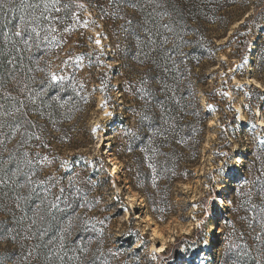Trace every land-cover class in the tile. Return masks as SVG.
<instances>
[{"label": "rangeland", "instance_id": "374dc122", "mask_svg": "<svg viewBox=\"0 0 264 264\" xmlns=\"http://www.w3.org/2000/svg\"><path fill=\"white\" fill-rule=\"evenodd\" d=\"M28 2L0 12V264H264V0H182V29Z\"/></svg>", "mask_w": 264, "mask_h": 264}, {"label": "snow or ice", "instance_id": "6c2138e0", "mask_svg": "<svg viewBox=\"0 0 264 264\" xmlns=\"http://www.w3.org/2000/svg\"><path fill=\"white\" fill-rule=\"evenodd\" d=\"M51 2V7L56 11L59 12L61 9L58 6L61 2V0H50ZM15 3V0H0V12H3L9 4ZM109 3L113 6H115L117 9H121L125 6L127 7H131L133 9H137V4L135 2H131V0H109ZM20 6L22 8L28 9V8H36L39 5L36 3H29L28 0H20ZM80 7H83V5H79ZM65 7H68V5H65ZM48 8V3H45V9L47 10ZM75 15V14H73ZM120 19H124L123 16H119ZM21 19V24L18 26L19 29H24V18L23 16L20 17ZM45 19H47V17H45ZM30 23V22H29ZM133 24V21L131 19L127 20V25L131 26ZM24 31H27L26 29H24ZM125 32H130V27L129 28H125ZM32 33H35L36 37H39V32H36L35 28L32 29ZM24 34L23 31L21 30H16L14 32V35L17 37H21ZM32 36L31 34H29V39H31ZM133 39L136 41L137 44H139V36L138 35H133ZM165 40H167V38H165ZM25 43L27 44V40L25 41ZM96 43L99 45L100 44V40L97 39ZM53 80H56L57 78L55 76L52 77ZM143 82V81H142ZM5 115H11V113H6ZM147 120L146 116H142L141 117V124H143V121ZM2 125H0V129H2ZM254 127V125H253ZM129 135L135 136L136 133H128ZM37 139H39V137H37ZM0 143H3V141H0ZM264 143V142H262ZM6 161H0V163H5ZM0 171H3V169H0ZM16 172H19V169L16 170ZM16 172L12 173V176L16 175ZM5 176H8V172L5 171ZM9 179H11V177H9ZM8 181L0 178V186H3L4 184H6ZM63 191V189L61 190ZM262 195H264V193H262ZM16 207H19V205L17 204ZM53 207H55V205H53ZM0 228L3 229V231H0V241L3 240H12L14 242L15 237L9 235V233L12 231V229L7 228L4 224V222H0ZM162 250V249H161ZM29 255H31V253H29ZM152 259H156L155 256L152 257Z\"/></svg>", "mask_w": 264, "mask_h": 264}, {"label": "trees", "instance_id": "16d2710c", "mask_svg": "<svg viewBox=\"0 0 264 264\" xmlns=\"http://www.w3.org/2000/svg\"><path fill=\"white\" fill-rule=\"evenodd\" d=\"M181 1L182 0H158V4L160 5V7L162 6V7L166 8V9H162V10L167 14V17L173 18V19H171L173 22V26L180 28V29H182V28L179 26L186 24V21H188V18H190L189 17L190 15L187 14L188 13L187 10L189 8L186 7ZM197 13H198V11L193 12V14H197ZM160 19L161 18H159V21H160ZM193 20H199L198 16L195 15L194 17H192V19H190L187 22V24H189V22L193 21ZM159 21H157V22H159ZM168 24H171V26H172L171 22H169ZM246 26H247V24H244L243 28ZM156 32H157L156 33L157 36L159 37V40L164 39L165 30H162V27L157 28ZM123 92H125V91H123ZM185 96H187V97H185V99H183V101L187 102V100L189 101V99L191 98L192 93H187ZM150 98H152V102L159 108V110H161L162 108L165 107L166 100L164 99L163 95H161V94L156 95V94L151 93ZM124 123H126L125 119L122 118V120H120V116H119L118 117V126L123 127ZM11 164L14 165L13 162H11ZM253 262H256V260H253Z\"/></svg>", "mask_w": 264, "mask_h": 264}, {"label": "bare ground", "instance_id": "6f19581e", "mask_svg": "<svg viewBox=\"0 0 264 264\" xmlns=\"http://www.w3.org/2000/svg\"><path fill=\"white\" fill-rule=\"evenodd\" d=\"M241 119L243 120L244 118L241 117Z\"/></svg>", "mask_w": 264, "mask_h": 264}]
</instances>
